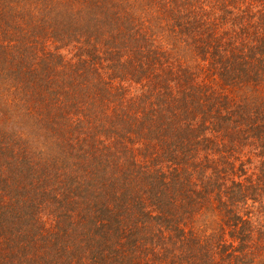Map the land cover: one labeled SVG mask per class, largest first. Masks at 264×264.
I'll list each match as a JSON object with an SVG mask.
<instances>
[{"label": "trees", "instance_id": "16d2710c", "mask_svg": "<svg viewBox=\"0 0 264 264\" xmlns=\"http://www.w3.org/2000/svg\"><path fill=\"white\" fill-rule=\"evenodd\" d=\"M0 264H264V0H0Z\"/></svg>", "mask_w": 264, "mask_h": 264}]
</instances>
